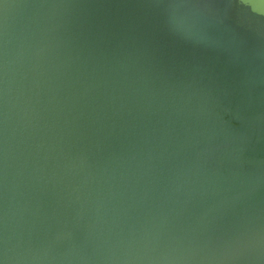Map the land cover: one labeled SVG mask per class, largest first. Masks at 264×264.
I'll list each match as a JSON object with an SVG mask.
<instances>
[{
  "label": "water",
  "instance_id": "obj_1",
  "mask_svg": "<svg viewBox=\"0 0 264 264\" xmlns=\"http://www.w3.org/2000/svg\"><path fill=\"white\" fill-rule=\"evenodd\" d=\"M0 264H264V0H0Z\"/></svg>",
  "mask_w": 264,
  "mask_h": 264
}]
</instances>
